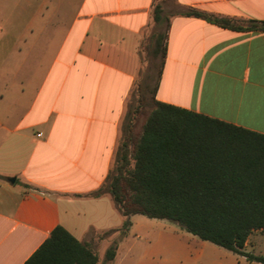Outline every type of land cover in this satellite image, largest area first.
Listing matches in <instances>:
<instances>
[{"label":"crops","instance_id":"obj_1","mask_svg":"<svg viewBox=\"0 0 264 264\" xmlns=\"http://www.w3.org/2000/svg\"><path fill=\"white\" fill-rule=\"evenodd\" d=\"M153 2L0 0V264H23L57 225L87 243L96 264L111 245L106 264H264L176 223L143 226L141 214L123 229L103 188L128 101L145 89ZM173 2L154 100L264 134V30L181 14L261 21L264 0ZM258 230L242 251L264 257Z\"/></svg>","mask_w":264,"mask_h":264},{"label":"trees","instance_id":"obj_2","mask_svg":"<svg viewBox=\"0 0 264 264\" xmlns=\"http://www.w3.org/2000/svg\"><path fill=\"white\" fill-rule=\"evenodd\" d=\"M181 14L237 30H264V20L237 21L192 7ZM152 19L155 24L163 20L159 2H153ZM165 39V32H153L148 46L152 57L160 55L152 108L137 135L128 113L115 165L103 188L125 217L123 229L130 226L133 214L167 219L200 239L264 263L263 256L242 251L249 233L264 229V134L154 100ZM115 252L116 246H109L102 264ZM97 260L87 243L57 225L23 264Z\"/></svg>","mask_w":264,"mask_h":264},{"label":"rangeland","instance_id":"obj_3","mask_svg":"<svg viewBox=\"0 0 264 264\" xmlns=\"http://www.w3.org/2000/svg\"><path fill=\"white\" fill-rule=\"evenodd\" d=\"M155 2H159L162 6V15L163 20L160 23L155 24L154 21L150 26L145 29L144 39L141 45V75L139 79H143L145 82V89L143 90L144 98L142 101L134 100L133 98L129 99V109L128 113H130L131 118V130L132 133L137 135L140 133L142 125L148 115L149 111L151 110V103H152V95L151 90L154 87L157 75L159 71V63H160V55L156 57H152L148 53V46L151 44L152 41V33L159 32L164 33L167 27V22L169 16L171 15L172 11L175 9V5L173 0H154ZM144 74V75H143ZM144 77V78H143ZM143 218L146 224H141L143 226L150 225L152 223H156L155 225H176L174 222L167 220V219H154V218H147L144 215H139ZM178 225V224H177ZM253 238H257V243L260 251L264 254V229H259L258 231L253 232Z\"/></svg>","mask_w":264,"mask_h":264}]
</instances>
